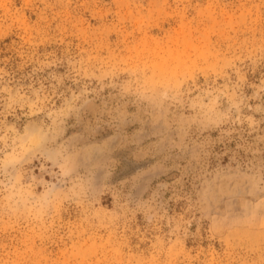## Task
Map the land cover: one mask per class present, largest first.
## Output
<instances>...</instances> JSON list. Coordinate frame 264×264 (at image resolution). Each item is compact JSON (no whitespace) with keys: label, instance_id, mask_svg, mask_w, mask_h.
Returning <instances> with one entry per match:
<instances>
[{"label":"rangeland","instance_id":"1","mask_svg":"<svg viewBox=\"0 0 264 264\" xmlns=\"http://www.w3.org/2000/svg\"><path fill=\"white\" fill-rule=\"evenodd\" d=\"M0 264H264V0H0Z\"/></svg>","mask_w":264,"mask_h":264}]
</instances>
